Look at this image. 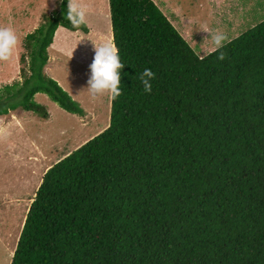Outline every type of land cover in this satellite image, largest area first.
I'll list each match as a JSON object with an SVG mask.
<instances>
[{
    "label": "trees",
    "instance_id": "16d2710c",
    "mask_svg": "<svg viewBox=\"0 0 264 264\" xmlns=\"http://www.w3.org/2000/svg\"><path fill=\"white\" fill-rule=\"evenodd\" d=\"M109 3L123 94L108 128L44 174L12 264H264V21L202 57L154 0ZM66 10L27 36L31 76L0 91V116H47L38 93L84 114L44 74L60 25L88 33Z\"/></svg>",
    "mask_w": 264,
    "mask_h": 264
},
{
    "label": "rangeland",
    "instance_id": "374dc122",
    "mask_svg": "<svg viewBox=\"0 0 264 264\" xmlns=\"http://www.w3.org/2000/svg\"><path fill=\"white\" fill-rule=\"evenodd\" d=\"M198 55L216 48L211 33L219 30L229 41L264 21V0H154ZM88 9V33L57 29L48 48L44 74L58 82L83 115L68 113L47 94L34 100L47 112L19 107L0 116V264H12L27 214L44 174L54 164L95 138L110 125L112 99L93 101L84 91L95 44L113 41L109 0H82ZM60 0H0V26L12 27L21 44L11 61H0V91L6 85L25 86L31 76L27 36L59 10ZM47 16V17H46ZM208 31V32H204ZM225 43V44H226ZM35 80L28 83V88ZM2 94V93H0ZM21 98L8 101L16 105Z\"/></svg>",
    "mask_w": 264,
    "mask_h": 264
},
{
    "label": "clouds",
    "instance_id": "9594fccd",
    "mask_svg": "<svg viewBox=\"0 0 264 264\" xmlns=\"http://www.w3.org/2000/svg\"><path fill=\"white\" fill-rule=\"evenodd\" d=\"M63 3V0H60ZM88 9L82 3V0H67V10L65 20L73 28L79 29L86 24ZM60 25L58 28L63 27ZM208 32V31H204ZM211 40L214 47L219 50L225 46L228 37L223 32L216 30L211 33ZM21 40L12 27L0 26V61L8 62L13 58L16 49L20 47ZM94 58L90 64V76L87 81V87L81 92L86 91L90 98L95 101L107 95L110 99L116 100L123 92L121 89V70L125 67L122 63L119 49L114 42L108 41L94 47ZM226 54L219 52L218 60H224ZM143 91L151 94L153 91L152 82L156 80V73L149 67H145L137 73Z\"/></svg>",
    "mask_w": 264,
    "mask_h": 264
},
{
    "label": "crops",
    "instance_id": "0c3cea01",
    "mask_svg": "<svg viewBox=\"0 0 264 264\" xmlns=\"http://www.w3.org/2000/svg\"><path fill=\"white\" fill-rule=\"evenodd\" d=\"M180 31V30H179ZM182 32V31H181ZM113 33V32H112ZM183 33V32H182Z\"/></svg>",
    "mask_w": 264,
    "mask_h": 264
}]
</instances>
